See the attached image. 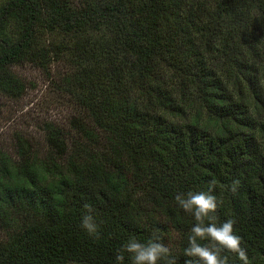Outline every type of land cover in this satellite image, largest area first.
I'll return each instance as SVG.
<instances>
[{"label": "trees", "instance_id": "1", "mask_svg": "<svg viewBox=\"0 0 264 264\" xmlns=\"http://www.w3.org/2000/svg\"><path fill=\"white\" fill-rule=\"evenodd\" d=\"M20 62L63 64L75 112L0 150V264H116L153 234L184 264L195 220L174 197L211 180L216 222L264 264V0H0V94L23 92Z\"/></svg>", "mask_w": 264, "mask_h": 264}, {"label": "clouds", "instance_id": "2", "mask_svg": "<svg viewBox=\"0 0 264 264\" xmlns=\"http://www.w3.org/2000/svg\"><path fill=\"white\" fill-rule=\"evenodd\" d=\"M239 185L240 180L237 178L225 187L236 192ZM215 189L216 181L211 180L207 192L189 191L186 194L178 193L174 197L177 205L195 220L190 229L191 235L188 236V246L184 249V256L189 258L184 264H229V256L224 255L225 252L235 254L242 264H250L247 249L242 246V237L234 230L236 220L228 218L222 223L216 222L213 214L223 200H218L213 194ZM84 207L86 211L81 217L80 227L89 236L99 239V224L92 214L93 209L89 205ZM200 241L207 243L202 244ZM125 253L130 255L131 264H157L161 259L165 264H176V258L171 255L169 247L155 234L146 242L130 237L117 249L116 264H123Z\"/></svg>", "mask_w": 264, "mask_h": 264}, {"label": "rangeland", "instance_id": "3", "mask_svg": "<svg viewBox=\"0 0 264 264\" xmlns=\"http://www.w3.org/2000/svg\"><path fill=\"white\" fill-rule=\"evenodd\" d=\"M12 68L23 79L24 90L16 97L0 94V150L8 155H13L15 135L39 148L45 123L66 125L75 112L70 97L56 86V74L62 75L63 64H52L45 70L20 62Z\"/></svg>", "mask_w": 264, "mask_h": 264}]
</instances>
